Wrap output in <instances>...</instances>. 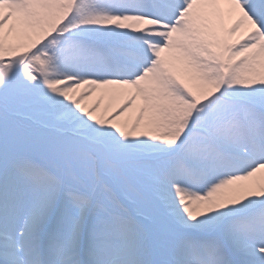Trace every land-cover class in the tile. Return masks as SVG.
I'll return each instance as SVG.
<instances>
[{
  "label": "snow or ice",
  "instance_id": "1",
  "mask_svg": "<svg viewBox=\"0 0 264 264\" xmlns=\"http://www.w3.org/2000/svg\"><path fill=\"white\" fill-rule=\"evenodd\" d=\"M0 264H264V0H0Z\"/></svg>",
  "mask_w": 264,
  "mask_h": 264
}]
</instances>
